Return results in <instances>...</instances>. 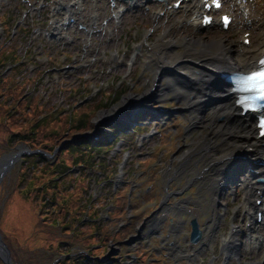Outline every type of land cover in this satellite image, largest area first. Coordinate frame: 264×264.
I'll return each mask as SVG.
<instances>
[{
    "label": "rangeland",
    "instance_id": "1",
    "mask_svg": "<svg viewBox=\"0 0 264 264\" xmlns=\"http://www.w3.org/2000/svg\"><path fill=\"white\" fill-rule=\"evenodd\" d=\"M67 1L72 0H0V13L6 15V29L0 24V44H15L11 50L6 51V55L10 52L12 54L0 61V77L11 72L13 66L17 65L11 58L13 54L18 56L19 63L23 65L18 72V82L37 74L32 83L25 84L24 89L29 91L37 83L34 93L41 96L47 105H52L53 109L49 113L58 108H78L96 98L98 89L107 96L124 90L114 102L107 101L109 106L96 114L91 121V131L70 134L71 140L79 135L77 138L85 135L88 140L93 135H99V141H107V149L91 157L92 163L99 162L94 167L75 169L83 166H69V171L62 173L63 178L67 177L74 184L73 194L80 195L72 200V204L79 207L84 205L82 210L66 211L52 225V230L49 227L54 219L52 197L50 195L48 198L35 189L47 176L42 177L40 173L29 175L24 168L12 188L1 183L0 235L7 247H13L18 253L16 262L8 247L12 262L22 264L27 254L40 255L45 259L44 252L47 251L46 256L52 254L51 248L61 238V230L67 231L64 232L67 237L72 236L74 230L81 236L78 242L65 247L69 246L70 250L86 247L85 236L92 223H97L100 228H107L105 235L110 237L103 251L105 254L96 258L97 264H264L263 248L252 250L242 238L243 231L248 229L246 225L251 223L247 213L254 218V203L256 200L264 203V197L257 199L259 195H253L247 200L243 179L233 183L234 173L238 177L235 163L223 179L219 177L222 175L208 168L212 159L219 157L221 150L227 147L222 144L226 136L212 134L211 127L217 126L220 121L215 119L212 124L216 100L208 99L193 112L188 109L191 101L189 96L192 94L189 83L180 88L183 89L180 96L178 90L175 92L166 85L167 79L181 83L191 81L176 74V71H199L193 60L183 55L191 51L201 52L203 44L215 38H220L223 44L228 45L236 62L241 63L246 49L256 48L264 41V0H241L244 6L237 0H223L222 9L216 14L229 12L233 16L231 24L227 29H222L218 20H215L204 30L197 28L191 21L181 23L183 18L193 19L194 11L189 8V2H181L179 8L173 9V0H136L137 9L129 8L120 0H114V5H111V0H84L83 9L76 14V21L62 26L65 14L59 10L62 8L61 3ZM121 7L125 10L116 19L115 13ZM18 18L23 23L17 24ZM23 27L26 29L22 30ZM51 33L57 35L51 36ZM243 33H247L245 37L249 39V44L242 42ZM192 41H196L195 44ZM161 50L178 57L172 59V64L185 62L176 64L177 68L172 67L169 77L158 75L160 71L156 69ZM210 50L213 54L216 52L214 47ZM53 61H58L56 66L62 68H52L50 65ZM71 66L73 68L67 69ZM190 77L197 80L198 75ZM83 82L85 87L81 92H76L75 89L81 87ZM160 87L164 89L158 93ZM143 94H151V103L154 105L173 102L171 108L174 113L153 120H144L139 116V128L133 124H124V130H117L116 124L107 118L123 108L127 99L134 104ZM6 133L0 127V141L9 138ZM70 138L67 142L71 141ZM233 139H229L227 144L234 145ZM208 141H214L218 147L215 153H208L200 161L203 145ZM87 147L83 144L77 154H85ZM24 149L30 150L26 146L16 145L15 150L1 153L0 158ZM25 156L28 155L17 161L5 177L6 180L16 167L23 164ZM47 158L52 163L55 154L47 155ZM249 161L253 160L250 158ZM249 163L251 166L245 164L243 170L251 172L250 182L264 188L257 183L261 177L254 174L255 163ZM82 179L85 180L83 187L78 188ZM214 180H219L220 184L216 188L209 187L207 182ZM32 183L34 189L27 193L25 189L28 190V185ZM184 188L185 191H182ZM169 192L173 196H169L167 203L162 204L159 210L158 207L154 208L153 205L159 202V196L164 198ZM66 195L64 198L68 197ZM40 201L47 203L38 213L37 203L40 204ZM213 202L220 204L214 207ZM233 210H236L234 220L231 219ZM71 214L76 217L72 219ZM213 214H218L221 219L216 227H212L210 216ZM41 216L46 217L40 222ZM139 219L143 223L138 224ZM192 219L202 227L205 235L201 246L190 245L187 240ZM262 221L264 224V215ZM232 223L241 231L235 237L236 244L242 243V258L240 256L238 261L225 260L222 252V240ZM122 225L133 227V232L129 234L131 237L125 238L127 243L115 236L119 234L116 231L121 232L123 229ZM211 229L213 235L208 237ZM258 233L264 239V226H260ZM94 234L98 235L97 230ZM61 243L67 244L66 241ZM69 255L61 254L62 257ZM112 257L116 258L114 262ZM88 263L91 264L90 261Z\"/></svg>",
    "mask_w": 264,
    "mask_h": 264
},
{
    "label": "trees",
    "instance_id": "2",
    "mask_svg": "<svg viewBox=\"0 0 264 264\" xmlns=\"http://www.w3.org/2000/svg\"><path fill=\"white\" fill-rule=\"evenodd\" d=\"M5 19L6 15L4 13H0V24H3L6 29V24H4ZM25 29V27L22 28V30ZM0 45L1 61L7 55L12 54L10 52L6 55V51L11 50L15 44H10L7 46L4 44ZM3 53L5 56H3ZM11 61H16L18 63L16 66H13L11 72L0 77V98H2V101L0 102L3 103L0 104V127H3L9 135L7 140L0 141V154L15 150L16 145H23L32 151L40 150L48 155L54 153L55 158L52 163H49L48 158L44 155L32 154L25 156L23 159V164L13 170L10 178L3 181V185L5 184V187L12 188L14 186V181L17 177H19V175L23 173L22 170L24 168L27 170L29 175L30 173H33L35 176L37 173H40L43 175L42 177L47 176V179L35 189L37 191H41V193L46 195L48 198L50 195L52 197V207H54L52 208V213L54 215V219L49 224V227L54 230L52 225H55V222H57V220L62 217L66 211L73 212L74 210H82L84 206L83 205L79 207L72 204V200H74L75 197H79L80 195L73 194V189L75 187L74 184H72V181L68 180L67 177L63 178L62 173L66 170L69 171V166H83L75 169H90L94 167V165L99 162L92 163L91 160L93 158L91 157H93L95 153L101 154L102 151L107 149L105 148V144L107 142L106 139H104V141L92 142L84 136L77 138L80 137L79 135L71 140L70 134H82L84 132L88 133L91 131L93 128L91 121L95 118L98 112L109 106L107 103L108 99L106 97V93L101 91L96 98H93L91 101L78 106V108H74V106L68 110L54 108L55 110L53 113H49V111L53 109L52 105H47L46 101L41 96H37L34 93L37 89L36 82L34 88L31 90L26 91L28 89H24L25 84L27 82L32 83L37 77V74L28 77L19 83L18 72L22 70L23 65L19 63V57L14 54L11 58ZM83 88L77 87L75 91L81 92ZM123 90L124 89L121 91ZM121 91L114 93L110 103L117 99ZM82 95H85V93ZM11 97L13 98V102ZM8 101H10V103L7 104ZM82 129L84 130L83 132H81ZM69 138L71 141L67 142V139ZM83 144L88 146L87 151L84 150L86 153L77 154ZM72 147H75V149H71ZM73 150H75L76 153H72ZM84 182L85 180L82 179L81 185H78V188L83 187L82 183ZM65 185L69 186H67L66 190H63ZM32 189H34L33 183L32 185H28V190L27 188L25 190L28 193L29 191H32ZM83 192L84 191L81 193ZM66 194H68V197L64 198L67 196ZM46 203V201H40V204L37 203L38 213L42 211V206L46 205ZM91 212L93 214V210H91ZM93 216H95V213ZM45 217L46 216L39 217V221H44ZM71 217L73 219L76 216L71 214ZM94 218H96V216ZM95 230H97L98 235L94 234ZM107 231V228H100L97 223H92L90 230L85 236L86 247L81 246L80 249L70 250L69 246H71L74 242H78L79 237L81 236L74 230V234L70 237H67L64 235V232L67 231L61 230V238L58 239L57 243H55V245L51 248L50 253L52 254L46 256L47 251L44 252L43 256H45V259H43L40 255L36 256V254H27L24 261L22 260V264H44L45 261H47L48 264H89V261L91 264H97V257H101L105 254L103 251L106 250V242L110 241L109 235H105ZM132 232L133 227L129 226L123 228L121 232L115 236L118 240L125 239ZM62 241H66L67 244H62ZM65 245L69 246L65 247ZM89 246H94V248L90 249ZM8 247L11 251L13 260L17 262L16 256L18 253L13 250V247V249L9 245ZM62 248H65V250ZM99 249L101 250L98 251ZM62 253H69L70 255L62 257ZM41 258L42 263L39 262ZM115 259L116 258L112 257V262H114ZM16 262L14 263L18 264ZM0 264H2L1 261Z\"/></svg>",
    "mask_w": 264,
    "mask_h": 264
},
{
    "label": "bare ground",
    "instance_id": "3",
    "mask_svg": "<svg viewBox=\"0 0 264 264\" xmlns=\"http://www.w3.org/2000/svg\"><path fill=\"white\" fill-rule=\"evenodd\" d=\"M188 2H190V7L192 10H194L195 13L194 18L190 20L191 23L200 25V18H201L200 13L204 12L201 6L202 5L201 0H188ZM188 22L189 20L186 23ZM195 42L196 41H192L193 44H195ZM212 47L216 48L215 55H213V53L210 50ZM263 54H264V41L256 48L246 49L244 51V57L241 60V63L238 64L235 60V57H233L231 48L228 45L223 44L220 38H215L209 41L208 43L203 44V48L201 49V52L198 53L191 51L183 55V57H188L190 58V60L192 59L193 63L196 64L195 66L199 69V71L191 70L190 73H186L183 71L188 76L198 75L196 81H189V82L185 81L184 83H181L178 81H174L173 79H167V84H166L168 87H172L174 91H177L179 90V88L183 87V85H187L189 83V87L191 86L190 90L194 92V93L192 92L193 94L190 95L189 98L195 99L194 101L191 102L193 112H196L198 110V105H200L199 104L200 97L201 98L208 97L209 99L216 100L217 104H215L214 111L212 113V116L214 117L212 124L215 122V119H218L220 121L217 123L218 124L217 126L211 127L212 134L216 136L219 135L226 136L225 141L222 142V144H225L227 147L225 148V150H221V155L219 157L212 159L210 165H208V168L210 171L211 170L215 171L218 175L226 176L227 174H229L228 170L230 172L233 169V168L231 169L233 162H235L238 157L244 156V159H246L247 163H243L242 165L236 167V170L238 172V177L234 173L233 183H238L240 178H242L243 179L242 183L245 185L247 191L246 196L248 198H251L253 195L254 196L259 195V198L257 199L264 197V188L257 185L256 183L253 184L252 182H250L251 172L249 170H243V169L245 164H247V166H251L249 162L255 163L254 169L256 172H254V174L256 175V177L258 176L264 178V159H263L264 147H262L260 144L262 141L256 138V130L254 129V124L251 118L248 117L247 115L243 117L239 115L240 113L239 110H237L233 104L234 97L230 96V94L228 93V87L225 88V85L215 81L216 77L214 78L215 76L214 73L226 72L228 70L242 71V72L248 71L257 66V60ZM175 57L177 56L171 54L166 50H161L159 52V61L156 67L157 69H160V73H159L160 75L165 74L168 75L167 77H169L170 74L164 71V69L160 65H171L172 59H174ZM183 63L185 62H180V63L178 62L176 64L180 65ZM185 68L187 67L185 66ZM162 89L163 88L158 89V93L161 92ZM127 98H129V96ZM141 100L142 99H139V101ZM126 117H128V115L125 117L122 116V119ZM107 119L112 120V117L109 116ZM125 120L131 121V116ZM233 138L235 139V142H233L234 145L227 144L228 140ZM217 147L218 145L214 141L206 142L203 145V150L201 151L202 155L199 160L202 161L203 159H205L208 153L211 152L215 153ZM250 158L253 161L248 162ZM207 185L209 187L216 188L218 182L215 183L208 181ZM256 186H258V188H256ZM205 188L209 191V189L206 186ZM253 210L255 211L254 216L258 211H264V203L260 205V208L256 206L253 207ZM217 219L218 217H215V221H217ZM258 232H259V228L254 232V234L252 233V236L254 235L252 239L253 241L252 244L254 246L252 249L255 251H259V245H260L258 239L261 237L259 236L256 237V234H258ZM238 247L239 245L235 247L233 253H236ZM222 248L227 254L226 243L223 242ZM227 255H235V254L228 252Z\"/></svg>",
    "mask_w": 264,
    "mask_h": 264
},
{
    "label": "water",
    "instance_id": "4",
    "mask_svg": "<svg viewBox=\"0 0 264 264\" xmlns=\"http://www.w3.org/2000/svg\"><path fill=\"white\" fill-rule=\"evenodd\" d=\"M228 85V83H224ZM45 154L42 151L39 150H18L15 153H11L8 155H5L0 158V185L5 179V177L10 173L11 169L14 167V165L17 163V161L24 155H32V154ZM47 156V154H45ZM190 227H191V232H190V237L189 241L192 244H196L201 237V232L198 229V224L195 219H192L190 221ZM0 260L2 261L3 264H14L11 260L10 257V251L7 247V245L4 243L2 240V237L0 235Z\"/></svg>",
    "mask_w": 264,
    "mask_h": 264
},
{
    "label": "snow or ice",
    "instance_id": "5",
    "mask_svg": "<svg viewBox=\"0 0 264 264\" xmlns=\"http://www.w3.org/2000/svg\"><path fill=\"white\" fill-rule=\"evenodd\" d=\"M213 4L218 8L220 7V0H212ZM205 23H211V18H206ZM223 25L225 28L229 25V18L227 16L223 17ZM261 63H264L262 61ZM244 84L250 85L251 89L257 90L260 95L255 99L264 100V70L253 72L252 75L246 77L243 81ZM246 89V90H251ZM241 104H245L244 100L239 101ZM246 107H253L251 104H245ZM258 127L260 129L259 135L264 137V117H261L258 121Z\"/></svg>",
    "mask_w": 264,
    "mask_h": 264
},
{
    "label": "flooded vegetation",
    "instance_id": "6",
    "mask_svg": "<svg viewBox=\"0 0 264 264\" xmlns=\"http://www.w3.org/2000/svg\"><path fill=\"white\" fill-rule=\"evenodd\" d=\"M162 115L163 114H159L157 117H161ZM215 217H218L217 221H215ZM219 221H221V219L219 218V215L218 214L215 215L214 217H212V223H213L212 225H214V226L218 225V222ZM151 227L152 226H150V228ZM212 235H213L212 230H210V233L208 234V237H211ZM242 238H244L247 241L248 239H251V235H250L249 232H245L244 234H242ZM204 239H205V235H204V233H202V236H201V239H200L198 245L201 246L202 243H203V241H204ZM241 246L242 245H239L238 250L236 251V253H233V251L235 250L236 245L235 244L229 245L227 247V250H226L227 254L229 252V253H232V254H235V255H227L226 254V259L225 260L234 259L235 261H238L239 258H240V256L242 258V255H241V252H240L241 251ZM244 250L246 251V249H244Z\"/></svg>",
    "mask_w": 264,
    "mask_h": 264
}]
</instances>
